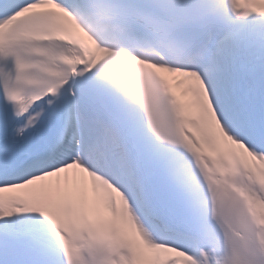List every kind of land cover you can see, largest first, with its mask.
I'll return each instance as SVG.
<instances>
[{
    "label": "snow or ice",
    "instance_id": "6c2138e0",
    "mask_svg": "<svg viewBox=\"0 0 264 264\" xmlns=\"http://www.w3.org/2000/svg\"><path fill=\"white\" fill-rule=\"evenodd\" d=\"M0 264H264V0H0Z\"/></svg>",
    "mask_w": 264,
    "mask_h": 264
}]
</instances>
